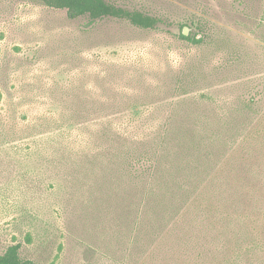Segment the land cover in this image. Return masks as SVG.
Listing matches in <instances>:
<instances>
[{"label": "rangeland", "instance_id": "374dc122", "mask_svg": "<svg viewBox=\"0 0 264 264\" xmlns=\"http://www.w3.org/2000/svg\"><path fill=\"white\" fill-rule=\"evenodd\" d=\"M104 1L0 0V254L264 264V0Z\"/></svg>", "mask_w": 264, "mask_h": 264}, {"label": "trees", "instance_id": "16d2710c", "mask_svg": "<svg viewBox=\"0 0 264 264\" xmlns=\"http://www.w3.org/2000/svg\"><path fill=\"white\" fill-rule=\"evenodd\" d=\"M45 6L58 10H65L69 19L88 17L90 20H98L105 17L125 19L131 25L141 29H154L158 20L137 11H128L106 3L104 0H40ZM187 41L198 43L196 36H180ZM20 244L9 246L0 254V264H37L31 260H23L20 257Z\"/></svg>", "mask_w": 264, "mask_h": 264}]
</instances>
